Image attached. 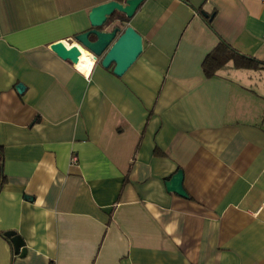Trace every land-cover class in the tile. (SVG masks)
<instances>
[{"label":"crops","instance_id":"0c3cea01","mask_svg":"<svg viewBox=\"0 0 264 264\" xmlns=\"http://www.w3.org/2000/svg\"><path fill=\"white\" fill-rule=\"evenodd\" d=\"M110 1L0 0V264H264V69L202 68L264 61V3L144 0L142 54L86 79L51 45Z\"/></svg>","mask_w":264,"mask_h":264},{"label":"water","instance_id":"95a60500","mask_svg":"<svg viewBox=\"0 0 264 264\" xmlns=\"http://www.w3.org/2000/svg\"><path fill=\"white\" fill-rule=\"evenodd\" d=\"M143 2L144 0H113L94 7L89 14L90 28L75 36L76 44L63 39L51 45V49L59 57L73 64H78L84 50L91 54L95 61L99 60L104 68L114 64L113 73L121 77L142 54L143 38L132 26L123 28V19L117 18L116 13H121L130 20ZM23 88L21 84L17 86L18 91ZM183 179V172L179 170L166 183L167 190L187 197ZM4 237L11 242L14 254H26L25 243L20 235L8 231L4 233Z\"/></svg>","mask_w":264,"mask_h":264},{"label":"trees","instance_id":"16d2710c","mask_svg":"<svg viewBox=\"0 0 264 264\" xmlns=\"http://www.w3.org/2000/svg\"><path fill=\"white\" fill-rule=\"evenodd\" d=\"M124 20L128 21L125 17ZM210 20V19H209ZM228 62H233L235 68L246 70H262L264 69V61L245 56L235 51L225 41H220L217 47L206 56L203 61L202 68L207 78H212L216 73ZM4 155L3 149L0 147V180L4 181L3 174Z\"/></svg>","mask_w":264,"mask_h":264},{"label":"clouds","instance_id":"9594fccd","mask_svg":"<svg viewBox=\"0 0 264 264\" xmlns=\"http://www.w3.org/2000/svg\"><path fill=\"white\" fill-rule=\"evenodd\" d=\"M91 54H87V55H83L81 56V60H80V64L83 65V69L87 70V75H86V79H88V77L91 75L92 69L95 66V59L94 58H90ZM78 68H80V66L78 65ZM81 69V70H83Z\"/></svg>","mask_w":264,"mask_h":264},{"label":"bare ground","instance_id":"6f19581e","mask_svg":"<svg viewBox=\"0 0 264 264\" xmlns=\"http://www.w3.org/2000/svg\"><path fill=\"white\" fill-rule=\"evenodd\" d=\"M81 53H82L83 55H87V54H89L88 52H86V51H84V50H82V52H81ZM82 54H81V56H82ZM90 58H93V57H92V55H90ZM80 60H81V57H80ZM80 60H79V62H78V64H77V65H79V66H80V68H79V69L81 70V69H83V65H81V64H80ZM82 71H83V72H85V73H87V70H86V69H83Z\"/></svg>","mask_w":264,"mask_h":264},{"label":"built area","instance_id":"2783aa9c","mask_svg":"<svg viewBox=\"0 0 264 264\" xmlns=\"http://www.w3.org/2000/svg\"><path fill=\"white\" fill-rule=\"evenodd\" d=\"M264 3V0H261ZM72 162L75 163L76 162V157L72 158Z\"/></svg>","mask_w":264,"mask_h":264}]
</instances>
